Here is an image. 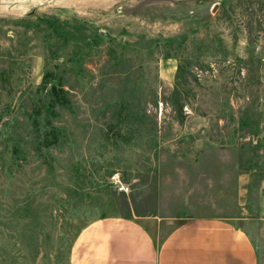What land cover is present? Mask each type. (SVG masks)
I'll use <instances>...</instances> for the list:
<instances>
[{"label":"rangeland","instance_id":"rangeland-1","mask_svg":"<svg viewBox=\"0 0 264 264\" xmlns=\"http://www.w3.org/2000/svg\"><path fill=\"white\" fill-rule=\"evenodd\" d=\"M110 217L243 219L264 264V0H0V264Z\"/></svg>","mask_w":264,"mask_h":264},{"label":"crops","instance_id":"crops-1","mask_svg":"<svg viewBox=\"0 0 264 264\" xmlns=\"http://www.w3.org/2000/svg\"><path fill=\"white\" fill-rule=\"evenodd\" d=\"M174 222L158 241L152 228L172 221H96L82 232L70 264H258L246 220L196 217Z\"/></svg>","mask_w":264,"mask_h":264},{"label":"trees","instance_id":"trees-1","mask_svg":"<svg viewBox=\"0 0 264 264\" xmlns=\"http://www.w3.org/2000/svg\"><path fill=\"white\" fill-rule=\"evenodd\" d=\"M53 93H54V99L57 101V102H61L62 99H61V96L59 94L56 93V90L55 89H52Z\"/></svg>","mask_w":264,"mask_h":264}]
</instances>
